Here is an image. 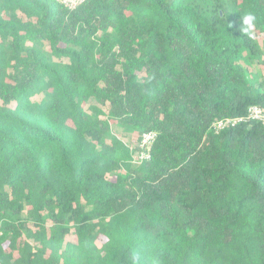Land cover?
<instances>
[{"label":"trees","instance_id":"obj_1","mask_svg":"<svg viewBox=\"0 0 264 264\" xmlns=\"http://www.w3.org/2000/svg\"><path fill=\"white\" fill-rule=\"evenodd\" d=\"M263 31L264 0H0V264H264V125L212 127L264 104Z\"/></svg>","mask_w":264,"mask_h":264},{"label":"built area","instance_id":"obj_2","mask_svg":"<svg viewBox=\"0 0 264 264\" xmlns=\"http://www.w3.org/2000/svg\"><path fill=\"white\" fill-rule=\"evenodd\" d=\"M65 6L69 8H75L79 4L86 0H59ZM255 120L261 122L264 125V104H254L249 107L248 113L245 116L240 117H225L213 122L212 127L216 132H219L227 127L235 126L241 121ZM157 134L154 131L146 132L141 139V151L135 156V161L140 162L145 158L150 157V151L152 149L153 142L155 141Z\"/></svg>","mask_w":264,"mask_h":264},{"label":"clouds","instance_id":"obj_3","mask_svg":"<svg viewBox=\"0 0 264 264\" xmlns=\"http://www.w3.org/2000/svg\"><path fill=\"white\" fill-rule=\"evenodd\" d=\"M257 17L251 11L242 12L239 31L246 36H251L256 27Z\"/></svg>","mask_w":264,"mask_h":264},{"label":"rangeland","instance_id":"obj_4","mask_svg":"<svg viewBox=\"0 0 264 264\" xmlns=\"http://www.w3.org/2000/svg\"><path fill=\"white\" fill-rule=\"evenodd\" d=\"M258 42H259V44H260V46H261L262 53H263V55H264V31H263L262 34H260V35L258 36ZM252 67H253V70H254L255 72L263 74V71H264V63H262V62L255 63ZM262 78H264L263 75H262ZM113 129H114V132H115L116 134H119V135H121V136H122V135H125V134H123V132H122V128H121L120 126L116 125L115 123L113 124ZM123 139H124L127 143L130 142V138L128 137V135H126L125 137H123ZM68 240H75V236H74V234H73V235H70V236L68 237Z\"/></svg>","mask_w":264,"mask_h":264}]
</instances>
